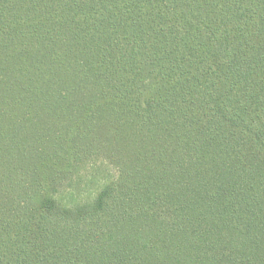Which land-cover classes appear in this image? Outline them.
I'll return each mask as SVG.
<instances>
[{"label": "trees", "instance_id": "obj_1", "mask_svg": "<svg viewBox=\"0 0 264 264\" xmlns=\"http://www.w3.org/2000/svg\"><path fill=\"white\" fill-rule=\"evenodd\" d=\"M0 264H264V0H0Z\"/></svg>", "mask_w": 264, "mask_h": 264}]
</instances>
